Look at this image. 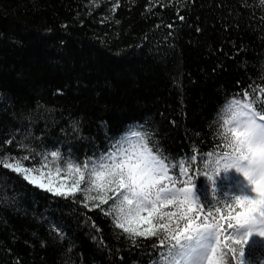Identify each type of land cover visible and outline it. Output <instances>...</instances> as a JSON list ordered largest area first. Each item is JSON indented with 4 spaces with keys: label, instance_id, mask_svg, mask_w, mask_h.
I'll return each mask as SVG.
<instances>
[{
    "label": "trees",
    "instance_id": "16d2710c",
    "mask_svg": "<svg viewBox=\"0 0 264 264\" xmlns=\"http://www.w3.org/2000/svg\"><path fill=\"white\" fill-rule=\"evenodd\" d=\"M262 17L259 0H0V264H150L152 241L117 239L99 209L2 164L28 154L21 144L83 160L145 120L166 153L189 152L227 99L264 89ZM195 189L205 207L236 195L218 176L214 195L205 176ZM242 259L264 264V244Z\"/></svg>",
    "mask_w": 264,
    "mask_h": 264
},
{
    "label": "snow or ice",
    "instance_id": "6c2138e0",
    "mask_svg": "<svg viewBox=\"0 0 264 264\" xmlns=\"http://www.w3.org/2000/svg\"><path fill=\"white\" fill-rule=\"evenodd\" d=\"M259 3L264 5V0ZM260 73L264 75V65ZM208 127L207 141H189L190 151L176 157L164 151L158 129L145 120L110 140L107 152H94L83 160L59 150L36 152L21 144L28 154L11 157L16 162L5 161L2 166L54 197L82 200L90 211L99 209L111 217L117 239L130 241L133 247L142 246L138 238L152 241L146 249L150 257L155 254L150 264H245L242 258L250 237H264V173L245 171L247 194L211 207L194 199V189L195 180L207 176L214 195V178L226 158L243 160L251 154L264 162V151L257 154L252 147L264 134V89L250 85L227 99ZM204 143L211 147L201 152ZM24 161L32 166H24ZM6 188L0 182V201L9 199ZM50 227L64 239L55 225Z\"/></svg>",
    "mask_w": 264,
    "mask_h": 264
},
{
    "label": "clouds",
    "instance_id": "9594fccd",
    "mask_svg": "<svg viewBox=\"0 0 264 264\" xmlns=\"http://www.w3.org/2000/svg\"><path fill=\"white\" fill-rule=\"evenodd\" d=\"M244 139L246 141L249 140V134L245 133ZM253 151L257 154L261 151H264V134H260L257 136L255 143L252 145ZM252 161L250 164L249 161ZM213 164H215V159H213ZM220 168L222 172L227 173L229 170H235L238 174H241L245 178V171L248 172L249 175H259L264 173V162L259 161L258 159H253L251 154H248L247 158L241 160L239 156L237 157H229L220 162ZM206 167L208 164L206 163ZM209 181L208 177L205 176ZM246 180V179H245ZM210 183V181H209Z\"/></svg>",
    "mask_w": 264,
    "mask_h": 264
},
{
    "label": "rangeland",
    "instance_id": "374dc122",
    "mask_svg": "<svg viewBox=\"0 0 264 264\" xmlns=\"http://www.w3.org/2000/svg\"><path fill=\"white\" fill-rule=\"evenodd\" d=\"M9 163H15V161H11ZM218 177L225 180L227 182V187L233 189L236 195H240L242 193L247 194L248 189L246 188L245 178L241 174H238L234 169L229 170L227 173L221 172ZM194 199L198 201L196 189H194ZM249 240L264 244V237H260L255 234L252 235Z\"/></svg>",
    "mask_w": 264,
    "mask_h": 264
}]
</instances>
